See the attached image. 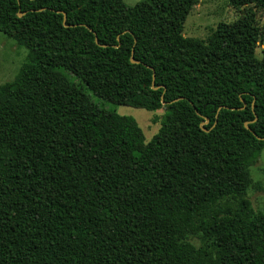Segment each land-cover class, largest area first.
Wrapping results in <instances>:
<instances>
[{
	"label": "trees",
	"instance_id": "trees-1",
	"mask_svg": "<svg viewBox=\"0 0 264 264\" xmlns=\"http://www.w3.org/2000/svg\"><path fill=\"white\" fill-rule=\"evenodd\" d=\"M196 1L0 0V32L25 49L0 84V264H264L246 197L264 0H227L234 20L184 37ZM89 93L163 108L157 131L144 142Z\"/></svg>",
	"mask_w": 264,
	"mask_h": 264
},
{
	"label": "rangeland",
	"instance_id": "rangeland-1",
	"mask_svg": "<svg viewBox=\"0 0 264 264\" xmlns=\"http://www.w3.org/2000/svg\"><path fill=\"white\" fill-rule=\"evenodd\" d=\"M132 5L139 0H123ZM240 14L231 7L227 0H197L185 17L181 34L184 37L204 38L218 22H231ZM264 8L256 12V25L263 27ZM262 42L255 47V55L260 56ZM25 49L16 45L11 37L0 32V84L10 80L18 66L23 61ZM90 99L105 109L113 110L118 114L133 117L142 131L146 142L158 129L159 119L163 108L146 110L127 105H117L105 102L92 94ZM252 184L246 189V197L252 209L264 212V148L260 151L255 162L248 168Z\"/></svg>",
	"mask_w": 264,
	"mask_h": 264
},
{
	"label": "water",
	"instance_id": "water-1",
	"mask_svg": "<svg viewBox=\"0 0 264 264\" xmlns=\"http://www.w3.org/2000/svg\"><path fill=\"white\" fill-rule=\"evenodd\" d=\"M18 15H20L21 13H17ZM64 20H65V16H64V14H63V17H62V23L64 24ZM131 53H132V49H131ZM129 61L130 62H132V63H135L136 61H134L133 60V58H132V54H130V57H129ZM151 79H152V81H153V75L151 76ZM154 88H157V87H154ZM206 122V120L204 121V122H202L201 124H203V123H205ZM244 126H246V122L244 123Z\"/></svg>",
	"mask_w": 264,
	"mask_h": 264
}]
</instances>
